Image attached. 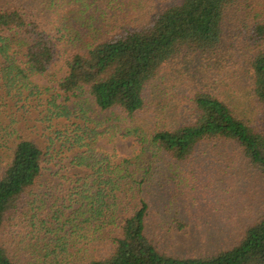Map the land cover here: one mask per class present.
<instances>
[{
  "label": "trees",
  "instance_id": "1",
  "mask_svg": "<svg viewBox=\"0 0 264 264\" xmlns=\"http://www.w3.org/2000/svg\"><path fill=\"white\" fill-rule=\"evenodd\" d=\"M190 73L207 76L138 123L156 81L164 97ZM110 133L140 148L98 153ZM230 145L264 180V0H0V264H264V212L205 256L153 234L150 188L182 187L178 164Z\"/></svg>",
  "mask_w": 264,
  "mask_h": 264
},
{
  "label": "rangeland",
  "instance_id": "2",
  "mask_svg": "<svg viewBox=\"0 0 264 264\" xmlns=\"http://www.w3.org/2000/svg\"><path fill=\"white\" fill-rule=\"evenodd\" d=\"M178 67L176 64L167 67L165 70L166 74L169 73L168 77L172 71L177 73ZM183 68L185 69L186 66ZM194 68L192 69L195 70ZM58 74L62 75V72ZM200 76L201 78L195 77L190 73L186 78L184 77L182 83H177V89L171 87L173 90L170 89L169 92L164 86V97H160V88H158L161 81H156L147 92L149 111L138 117V123L149 126L151 122L162 117L161 105L166 107L171 105V110L174 103H177L176 101L172 103L173 96H184L189 91L195 90L197 86H201L207 75ZM210 79L211 77L206 80ZM39 81L44 85L48 83L46 78H41ZM248 99L247 95H241L234 98L232 104L247 119L259 123L263 114L261 110L256 111L255 104L248 103L250 101ZM23 125L27 128H25L26 135L40 138L38 134L41 132L34 133L32 122L24 121ZM35 126L42 128L41 124ZM41 140L44 141L45 138L42 136ZM94 148L100 154L117 155L118 159H123L134 155L140 146L133 138H123L118 134L110 133L101 137ZM227 148L229 154L227 152L219 158L216 157V153L208 152L203 155L197 154L193 162L178 164L176 167L185 177L182 187L170 190L172 185L166 182L165 186L160 187L161 189H156L157 186L150 188L151 224L157 231L153 234L157 235L163 248L169 253L176 256H205L215 253L229 245L226 239L229 238L231 242L234 238V235L230 236L233 234L230 228L234 222L240 220L239 225L246 226L264 212V180L259 179V176L255 177L250 165L234 154L237 153L235 146L230 145ZM169 192L174 194L172 197L174 204L165 209L163 206L168 202L166 197ZM175 219L184 222L185 228L179 231ZM225 240L226 245L223 243Z\"/></svg>",
  "mask_w": 264,
  "mask_h": 264
}]
</instances>
